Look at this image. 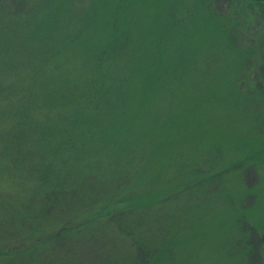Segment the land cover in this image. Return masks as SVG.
<instances>
[{
	"label": "rangeland",
	"instance_id": "obj_1",
	"mask_svg": "<svg viewBox=\"0 0 264 264\" xmlns=\"http://www.w3.org/2000/svg\"><path fill=\"white\" fill-rule=\"evenodd\" d=\"M248 13L244 0H0V264L81 252L79 240L50 248L52 220L36 209L56 178L26 170L9 144L22 114L41 129L27 141L36 156L95 174L98 195L85 189L72 210L113 194L146 205L144 264H264V35ZM76 31L78 45L61 48ZM113 42L100 82L115 107L98 132L82 128L81 149L55 150L65 123L27 116L21 102L74 81L89 88L96 51ZM140 217L85 234L95 242L81 263L131 264Z\"/></svg>",
	"mask_w": 264,
	"mask_h": 264
},
{
	"label": "trees",
	"instance_id": "obj_2",
	"mask_svg": "<svg viewBox=\"0 0 264 264\" xmlns=\"http://www.w3.org/2000/svg\"><path fill=\"white\" fill-rule=\"evenodd\" d=\"M244 1L249 10L248 15H250V20H253L252 16L254 18L259 17V15L262 16L261 20L258 21L260 27L256 29V31L258 34L262 33L264 35V1ZM73 6L77 7V5ZM75 10L77 9H74V11ZM54 27L55 25L52 26V29ZM76 35L77 31L71 39L63 41L60 47L63 49L76 47L79 40V36ZM115 49L119 48L117 44L113 42L112 45L106 49L105 54L104 48L96 51L94 62H92L90 69L97 70V74L94 75V77L91 76L92 83L89 88L86 87L87 84H85V82L74 81L72 84L65 83L55 87L50 94L43 95L39 103L32 104V102L29 101V99L32 98L31 93L27 95V97H24V102H21V112L25 113L27 116L40 110V114L43 117L46 115L51 122L65 123L64 126H62V137L58 138L55 142V150L64 148L69 152L81 149L83 141L80 138V134L83 135L82 128L87 127L84 129L87 134L93 135V131L95 130L98 132L102 127V124L99 123L108 113H110L111 109L115 107L112 106V102L109 99V91L104 90L100 82L102 75L106 74L103 69L104 65L106 66L107 60H105L104 57L108 52H112ZM261 69L263 72L264 59ZM79 89L82 90L80 93H78ZM52 110H57V113ZM49 113L53 114L54 120L49 117ZM22 117L23 122L13 130L9 144L13 149H16L17 152L24 155L22 163L26 170L34 169L41 176L44 183L48 179H51V175L56 178L53 182L54 187L45 191L44 194L42 193V200L37 204L36 209L41 220L46 218L50 221L52 220L51 231H53L52 234H55L56 236L51 241V250H54L55 248H59L60 250V244L63 242L79 240L81 241V245L79 246L81 252L78 253L79 257L78 255H72V251L68 252L65 256L67 257L66 264H82L81 260L86 257L85 255L88 254L87 250H90V245L95 242L91 239V236L85 234H89V231L101 228L104 225H112L120 228V223L122 224V221L125 218L137 211L142 217L135 219L130 225L133 228L136 225L138 226L136 229L137 231L135 229H130L132 233L130 237L135 244L134 259L131 264H144L150 250L145 245L146 242H141L136 237L137 232L145 235L140 226H142V221L146 220L143 216L147 212L145 211L146 205L129 203L128 207L124 201H118V196L113 194V196L108 197L106 201H102L97 205L96 208L72 210V201H74V199L85 189L98 195L97 189H95V183L92 184L95 174L85 171L82 172V170L79 169L75 170V168L73 169L67 159H58L61 161L49 162V160L44 157L36 156L31 149V145H27V141L34 132L41 129L36 123L37 129L35 131V120L30 119L26 121L23 114ZM58 152L60 154V151ZM30 155H35L37 159L34 161L32 159L29 160ZM17 157L20 162L21 157ZM94 160L96 163H99L98 157H95ZM121 170L122 174L119 177V183H125L129 180V176L124 168ZM124 204L127 206L126 208H124ZM36 215L37 214L33 213L32 219L34 216L36 217ZM46 231L47 229H44V231L41 232H33L29 238L26 239V242L32 244V248L29 252L38 248L40 245L39 241L33 238V234H37L40 237V234ZM92 247L94 248L93 244ZM45 253L46 250L41 251L43 256Z\"/></svg>",
	"mask_w": 264,
	"mask_h": 264
},
{
	"label": "flooded vegetation",
	"instance_id": "obj_3",
	"mask_svg": "<svg viewBox=\"0 0 264 264\" xmlns=\"http://www.w3.org/2000/svg\"><path fill=\"white\" fill-rule=\"evenodd\" d=\"M262 240H263V242H264V236H263Z\"/></svg>",
	"mask_w": 264,
	"mask_h": 264
},
{
	"label": "water",
	"instance_id": "obj_4",
	"mask_svg": "<svg viewBox=\"0 0 264 264\" xmlns=\"http://www.w3.org/2000/svg\"><path fill=\"white\" fill-rule=\"evenodd\" d=\"M256 1H264V0H256Z\"/></svg>",
	"mask_w": 264,
	"mask_h": 264
}]
</instances>
